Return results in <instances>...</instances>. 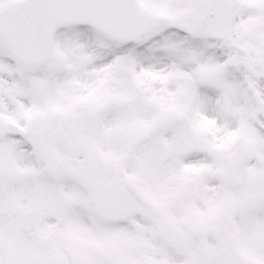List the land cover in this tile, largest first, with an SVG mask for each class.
<instances>
[{"label":"snow or ice","instance_id":"snow-or-ice-1","mask_svg":"<svg viewBox=\"0 0 264 264\" xmlns=\"http://www.w3.org/2000/svg\"><path fill=\"white\" fill-rule=\"evenodd\" d=\"M0 264H264V0H0Z\"/></svg>","mask_w":264,"mask_h":264}]
</instances>
